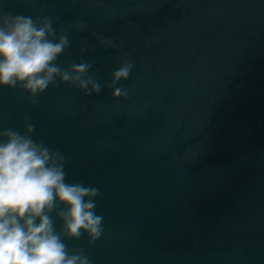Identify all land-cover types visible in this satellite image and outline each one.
<instances>
[{
    "label": "water",
    "instance_id": "obj_1",
    "mask_svg": "<svg viewBox=\"0 0 264 264\" xmlns=\"http://www.w3.org/2000/svg\"><path fill=\"white\" fill-rule=\"evenodd\" d=\"M0 10L51 17L71 41L56 63L92 62L102 84L85 96L57 81L36 103L0 85V131L23 133L28 118L32 138L66 157V183L100 189L104 234L70 249L92 264H264V0H0ZM121 60L134 65L117 84L129 94L113 99Z\"/></svg>",
    "mask_w": 264,
    "mask_h": 264
},
{
    "label": "clouds",
    "instance_id": "obj_2",
    "mask_svg": "<svg viewBox=\"0 0 264 264\" xmlns=\"http://www.w3.org/2000/svg\"><path fill=\"white\" fill-rule=\"evenodd\" d=\"M53 24L47 15L33 18L0 10V85L19 87L33 103L57 81L85 96L99 94L102 84L91 74L92 62L56 63L71 41ZM133 68L121 60L112 72L107 87L113 89V99L128 97V89L117 84L127 81ZM34 131L28 118L23 133L0 131V264H92L84 247L70 249L65 241L86 235L93 245L101 239L104 217L96 212L100 189L66 183V157L34 140ZM54 217L62 222L59 231Z\"/></svg>",
    "mask_w": 264,
    "mask_h": 264
}]
</instances>
